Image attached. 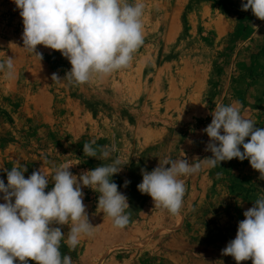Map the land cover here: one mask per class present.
Listing matches in <instances>:
<instances>
[{
  "label": "rangeland",
  "instance_id": "374dc122",
  "mask_svg": "<svg viewBox=\"0 0 264 264\" xmlns=\"http://www.w3.org/2000/svg\"><path fill=\"white\" fill-rule=\"evenodd\" d=\"M137 2L145 5L144 43L130 65L70 85L51 79L70 71L68 60L38 45L40 61L24 48L19 10L0 0V62L13 57L15 70L14 79L0 72V179L7 185L5 169L14 166L27 168L25 178L41 170L50 179L47 192L60 165L79 176L119 159L122 170L112 180L128 198L129 224L115 227L97 208L99 193L82 187L93 235L82 236L74 251L62 242V255L73 264H237L222 250L264 194V180L248 160L215 167L200 161L185 180L177 215L155 207L137 185L141 169L152 171L166 159L212 156L202 130L216 102L264 128V21L241 11V0H128ZM91 140L116 151L104 160L87 157L83 144ZM54 226L67 235L68 225Z\"/></svg>",
  "mask_w": 264,
  "mask_h": 264
},
{
  "label": "clouds",
  "instance_id": "9594fccd",
  "mask_svg": "<svg viewBox=\"0 0 264 264\" xmlns=\"http://www.w3.org/2000/svg\"><path fill=\"white\" fill-rule=\"evenodd\" d=\"M23 22V47L35 53L37 46L59 51L71 65L63 78L53 73L56 82L67 80L70 85L84 84L92 76H107L127 68L133 54L143 45V3L128 0H12ZM251 10L264 21V0H241V11ZM255 34L257 35V26ZM0 72L15 78L13 57L0 62ZM211 123L202 131L209 137L205 151L212 156L201 160L194 157L166 159L152 171L141 169L142 181L137 185L141 194L149 195L155 207L173 215L180 213L186 192L185 180L201 169L200 161L215 167L222 161L248 160L252 169L264 180V128L241 115L231 104L216 102L209 113ZM249 138L247 142L245 139ZM241 147L243 151H241ZM115 145H97L95 140L83 144L87 157L108 159ZM119 159L92 170L73 174L71 166L55 168L51 181L54 187L45 191L50 179L41 170L25 178L27 168L12 167L6 171L7 185L0 179V264H73L70 255H62V242L74 251L82 236L93 235L94 226L86 214L82 187L99 193L97 208L112 218L115 227L124 228L130 222L126 195L118 191L112 177L122 170ZM183 177V178H178ZM130 181H125L124 186ZM233 240L222 250L237 264L251 259L252 264H264V194L243 213ZM68 225L67 235L61 227ZM222 264V261H221Z\"/></svg>",
  "mask_w": 264,
  "mask_h": 264
}]
</instances>
